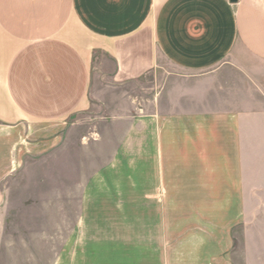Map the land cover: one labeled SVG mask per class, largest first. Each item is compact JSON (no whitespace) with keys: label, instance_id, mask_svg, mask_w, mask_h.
Instances as JSON below:
<instances>
[{"label":"crops","instance_id":"obj_1","mask_svg":"<svg viewBox=\"0 0 264 264\" xmlns=\"http://www.w3.org/2000/svg\"><path fill=\"white\" fill-rule=\"evenodd\" d=\"M42 126L144 165L161 264H264V0H0V210Z\"/></svg>","mask_w":264,"mask_h":264},{"label":"rangeland","instance_id":"obj_2","mask_svg":"<svg viewBox=\"0 0 264 264\" xmlns=\"http://www.w3.org/2000/svg\"><path fill=\"white\" fill-rule=\"evenodd\" d=\"M138 86L127 88L144 94ZM106 114L100 129L124 137L128 123ZM51 134L27 132L23 161L2 181L0 264H161L146 243L144 165L130 178L129 149L99 133L81 144L75 131L72 146Z\"/></svg>","mask_w":264,"mask_h":264}]
</instances>
